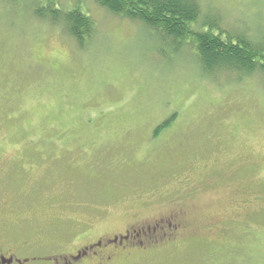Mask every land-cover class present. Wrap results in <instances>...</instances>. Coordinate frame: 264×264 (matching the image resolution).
Wrapping results in <instances>:
<instances>
[{
	"label": "rangeland",
	"instance_id": "374dc122",
	"mask_svg": "<svg viewBox=\"0 0 264 264\" xmlns=\"http://www.w3.org/2000/svg\"><path fill=\"white\" fill-rule=\"evenodd\" d=\"M197 1L209 25L264 45V0ZM78 4L96 26L83 47L35 17L49 0H0L11 237L72 251L182 211L173 244L129 262L264 264V75L209 77L190 47Z\"/></svg>",
	"mask_w": 264,
	"mask_h": 264
},
{
	"label": "trees",
	"instance_id": "16d2710c",
	"mask_svg": "<svg viewBox=\"0 0 264 264\" xmlns=\"http://www.w3.org/2000/svg\"><path fill=\"white\" fill-rule=\"evenodd\" d=\"M77 5L65 10L58 0H49L48 11L34 9L39 20L59 26L80 47L96 30L93 19ZM108 13L140 22L155 32L164 43L178 50H193L202 72L209 76L229 72L237 75H264V45L246 35L232 36L202 17L197 0H95ZM53 8V10H51ZM166 126V125H165Z\"/></svg>",
	"mask_w": 264,
	"mask_h": 264
},
{
	"label": "flooded vegetation",
	"instance_id": "af4514ba",
	"mask_svg": "<svg viewBox=\"0 0 264 264\" xmlns=\"http://www.w3.org/2000/svg\"><path fill=\"white\" fill-rule=\"evenodd\" d=\"M9 193L6 187H0V223L2 215L6 220L2 227L0 225V264H41L42 261H45L42 264H132L138 261L136 257L142 253L150 254L160 247L173 244L184 229L182 211L173 212L168 217L142 221L122 233L103 236L72 251L56 249L40 254L39 251L47 247L43 241L11 237L13 203L6 195ZM131 259L134 261L129 262Z\"/></svg>",
	"mask_w": 264,
	"mask_h": 264
}]
</instances>
